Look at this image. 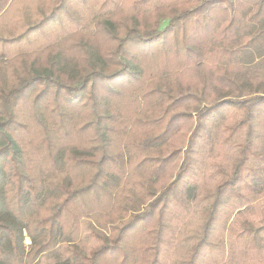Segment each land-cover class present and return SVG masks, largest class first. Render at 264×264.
Segmentation results:
<instances>
[{
  "label": "trees",
  "instance_id": "1",
  "mask_svg": "<svg viewBox=\"0 0 264 264\" xmlns=\"http://www.w3.org/2000/svg\"><path fill=\"white\" fill-rule=\"evenodd\" d=\"M0 264H264V0H0Z\"/></svg>",
  "mask_w": 264,
  "mask_h": 264
},
{
  "label": "rangeland",
  "instance_id": "2",
  "mask_svg": "<svg viewBox=\"0 0 264 264\" xmlns=\"http://www.w3.org/2000/svg\"><path fill=\"white\" fill-rule=\"evenodd\" d=\"M27 239H28V238H27ZM27 239H25V243H26V244H28V242H26ZM28 240H29V239H28Z\"/></svg>",
  "mask_w": 264,
  "mask_h": 264
},
{
  "label": "bare ground",
  "instance_id": "3",
  "mask_svg": "<svg viewBox=\"0 0 264 264\" xmlns=\"http://www.w3.org/2000/svg\"><path fill=\"white\" fill-rule=\"evenodd\" d=\"M27 239V238H26ZM26 242H29V240L27 239Z\"/></svg>",
  "mask_w": 264,
  "mask_h": 264
}]
</instances>
